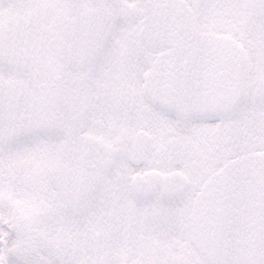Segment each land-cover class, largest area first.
Instances as JSON below:
<instances>
[{
	"label": "snow or ice",
	"instance_id": "1",
	"mask_svg": "<svg viewBox=\"0 0 264 264\" xmlns=\"http://www.w3.org/2000/svg\"><path fill=\"white\" fill-rule=\"evenodd\" d=\"M0 264H264V0H0Z\"/></svg>",
	"mask_w": 264,
	"mask_h": 264
}]
</instances>
